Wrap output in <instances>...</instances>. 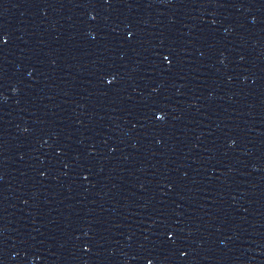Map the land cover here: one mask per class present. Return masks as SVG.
Here are the masks:
<instances>
[{
    "label": "water",
    "instance_id": "water-1",
    "mask_svg": "<svg viewBox=\"0 0 264 264\" xmlns=\"http://www.w3.org/2000/svg\"><path fill=\"white\" fill-rule=\"evenodd\" d=\"M0 264H264V0H0Z\"/></svg>",
    "mask_w": 264,
    "mask_h": 264
}]
</instances>
